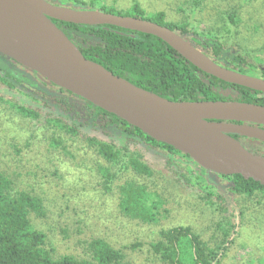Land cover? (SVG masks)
<instances>
[{
    "label": "rangeland",
    "instance_id": "rangeland-1",
    "mask_svg": "<svg viewBox=\"0 0 264 264\" xmlns=\"http://www.w3.org/2000/svg\"><path fill=\"white\" fill-rule=\"evenodd\" d=\"M79 1L86 6L91 2ZM100 2L115 12H127L134 2L147 15L163 12L166 22L187 25L186 38L210 56L213 53L207 42L214 39L208 35L211 32L225 50L244 60L242 65L231 61L227 68L262 78L264 0H199L197 5L194 0H99L96 4ZM232 14L237 17L235 25L228 21ZM17 96L4 91L0 84V171L12 180L16 190L41 198L45 216L30 214V222L45 234V248L54 258L71 255L89 259L88 243L102 239L121 250L129 264H163L149 249V243L159 240L162 231L189 227L212 246L221 240L215 227L225 217L239 226L240 236H233L234 242L220 264H264V237L262 240L243 226L261 227L263 219L250 223L248 217L244 221L239 217L242 206L259 203L254 205L256 211H264V192L245 198L235 193L227 180L219 178L227 197L224 199L214 189L196 184L189 166L137 147V142H127L129 154L146 165L152 175L120 170L89 148L85 139L65 136L49 125L45 115L36 120L21 116L12 106L20 105ZM52 138L64 140L65 148L54 144ZM250 151L264 157V146ZM105 169L115 176L110 183ZM127 181L145 185L164 202L166 211L162 210L158 223L146 224L120 212L118 187ZM260 227L257 230L262 234L264 228Z\"/></svg>",
    "mask_w": 264,
    "mask_h": 264
},
{
    "label": "trees",
    "instance_id": "trees-1",
    "mask_svg": "<svg viewBox=\"0 0 264 264\" xmlns=\"http://www.w3.org/2000/svg\"><path fill=\"white\" fill-rule=\"evenodd\" d=\"M48 1L76 8H96L116 15L150 20L188 37L185 27L187 25L166 22L163 12L147 15L137 2H134L127 12L122 13L115 12L114 9L106 7L101 2L100 5H97L96 2L99 0H91L89 6L79 0ZM198 2L199 0H194V5H197ZM228 21L235 25L237 21L235 14L229 15ZM53 22L60 29L62 25L66 26L68 32L63 29L64 33L85 58L100 64L114 75L128 80L133 85L165 99L171 101L236 100L264 105V94L237 85H234L236 89L233 90L238 92L237 96L220 97L212 90V87L218 84L224 86L225 82L198 71L161 39L152 35L109 25L87 26ZM208 35L210 38H214L207 42L213 53L212 56H208L216 63L226 67H230L231 61L239 65L244 63L239 55L236 56L225 50L213 33L209 32ZM7 60L10 59L0 55V84L8 85L10 92L15 91L21 94L22 92L16 89L15 85H20V82L23 84L32 83L23 72L17 70ZM238 71L248 73L241 69ZM262 71V78H264V69ZM202 80H208L209 84ZM21 95L27 99L25 93ZM12 106L23 117L35 120L38 118L37 113L23 105ZM105 114L110 117L108 124L115 134V139H120V142L128 137L137 138L140 136L154 144L163 145L167 150H174L169 145L156 142L140 130L129 127L127 123L116 116L106 112ZM48 123L52 127L58 128L59 131L64 129L59 121H48ZM123 125L126 126V131L123 130ZM69 134L74 136L72 133ZM52 139L54 144L65 148L64 140ZM90 143L89 148L94 149L108 163L118 165L120 170L131 169L136 174L146 177L152 175L151 170L130 155L126 147L115 148L98 141H90ZM103 171L107 182L113 181L115 176L110 175L107 169ZM223 177L228 180V186L232 187L235 193L245 198H251L260 191L264 192V187L252 179L245 180L240 175ZM198 183L203 185L206 180L200 176ZM213 189L218 192L217 187L213 186ZM118 195L119 210L125 217L146 224H156L160 221L164 202L145 185L127 181L118 187ZM254 205L259 206V203ZM254 205L242 206L239 217L243 221L248 217L250 223L263 219L261 227L258 225L254 227L248 223L243 224L242 221L244 227L263 240L264 233L259 234L257 229L258 227L264 228V216L260 215L264 214V211L257 212V207ZM30 214H34L36 218H44L45 209L41 198L26 191L16 190L12 180L0 171V264H129L121 250L113 248L102 239H94L88 243L91 257L89 259H78L71 255L54 258L51 252L45 248V234L35 229L30 222ZM215 228L221 240L212 246L202 241L189 227H175L162 231L159 240L149 243V249L163 264H220L228 247L234 242L233 236H240V233L239 226L235 223L232 224L225 217L218 221ZM255 240L253 238V242Z\"/></svg>",
    "mask_w": 264,
    "mask_h": 264
},
{
    "label": "water",
    "instance_id": "water-1",
    "mask_svg": "<svg viewBox=\"0 0 264 264\" xmlns=\"http://www.w3.org/2000/svg\"><path fill=\"white\" fill-rule=\"evenodd\" d=\"M53 21L114 26L161 39L198 71L264 94V79L216 63L185 36L150 20L48 0H0V55L188 156L207 173L264 187V157L236 137L264 144V105L236 100L171 101L88 60ZM206 84L208 80H202ZM236 96L237 91H221Z\"/></svg>",
    "mask_w": 264,
    "mask_h": 264
},
{
    "label": "flooded vegetation",
    "instance_id": "flooded-vegetation-1",
    "mask_svg": "<svg viewBox=\"0 0 264 264\" xmlns=\"http://www.w3.org/2000/svg\"><path fill=\"white\" fill-rule=\"evenodd\" d=\"M63 29L67 31V28L64 25L61 26V30L64 32ZM7 61H10L11 65H13L17 70L23 72L28 79H30V82L34 84H23L20 82V85H15L16 89L27 95V99L22 97V93L19 94L15 91L13 92L18 95L17 97L20 99V105H23L27 109L38 114L37 119L45 115L47 118L46 121H59L64 126V129L61 132H63L65 136L72 133L73 135L85 139L90 146V141H98L112 145L115 148L126 147L128 149V146L126 145L127 142H137V147L147 149L151 152H159L161 156H165L168 160H172L174 163H183L189 166L192 169L191 177L195 180L196 184H198L199 178L202 176L206 180V183L203 184L206 189H213V186L217 187L220 196L224 199L227 198L223 193V189L218 184L219 178L225 179L223 176H216L212 173H207L188 156L176 151L175 149L167 150L163 145L154 144L152 141H149L144 137H128L123 142H120V139H115V134L108 124V122H110V117L105 114L104 110L92 105L85 99L56 86L55 84L42 79L35 72L24 68L18 63L12 60ZM7 86L8 85L4 84V91L10 92V88ZM235 89L236 87L234 85L228 83H225L224 86L218 84L217 86L212 87V90L222 98L225 96L220 94L219 90L233 91ZM119 124L122 123L119 122ZM129 127L131 126L129 125ZM125 129L126 126L123 125V130ZM236 138L239 139L241 144L249 151L250 149L254 150L256 146H264L263 143L255 139L245 137ZM137 160L140 161L138 158Z\"/></svg>",
    "mask_w": 264,
    "mask_h": 264
}]
</instances>
